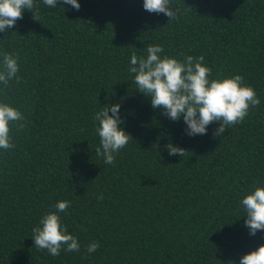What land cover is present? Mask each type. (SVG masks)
I'll return each instance as SVG.
<instances>
[{
	"label": "trees",
	"instance_id": "obj_1",
	"mask_svg": "<svg viewBox=\"0 0 264 264\" xmlns=\"http://www.w3.org/2000/svg\"><path fill=\"white\" fill-rule=\"evenodd\" d=\"M78 3L36 0L34 15L0 33V64L18 53L20 77L0 84V102L25 117L23 130L12 126L15 147L0 149V264H239L264 245L240 203L264 187V0H171L170 21L143 0ZM152 44L181 61L203 56L210 80L242 76L259 106L221 137L218 123L189 137L128 71ZM115 104L133 140L105 164L95 115ZM169 143L187 153L169 156ZM63 200L80 251L53 257L32 229ZM92 242L100 247L89 254Z\"/></svg>",
	"mask_w": 264,
	"mask_h": 264
},
{
	"label": "clouds",
	"instance_id": "obj_2",
	"mask_svg": "<svg viewBox=\"0 0 264 264\" xmlns=\"http://www.w3.org/2000/svg\"><path fill=\"white\" fill-rule=\"evenodd\" d=\"M49 8L57 7L58 0H42ZM63 4L71 5L79 11L78 0H61ZM37 7L36 0H0V33L15 27L18 20L23 19L25 10L32 12ZM143 8L149 13L164 14L170 20L177 19L178 9H173L171 0H143ZM34 15V13L32 12ZM164 49L159 44L146 48V57L131 56L128 71L134 76V82L139 93L150 98L151 106L161 109L162 115L172 121L186 124L185 133L189 137L206 135L209 125L218 123L213 137H221L230 126L237 125L246 118L250 107H257L260 100L254 89L245 83L244 78L235 75L229 78L209 79L212 69L205 65L203 56H187L184 60L161 56ZM19 55L5 52L0 64V84L7 89L9 82L20 81ZM120 104L104 106L96 113L95 120L99 122L96 131L100 145L96 155L102 156L105 164H114L115 156L133 138L121 125L124 121L120 116ZM111 112V115H109ZM12 126L17 130L25 128V117L18 108L0 102V149L9 151L15 147L13 143ZM169 156L183 157L187 151L179 146L167 144ZM99 200L103 199L101 195ZM241 206L246 213L245 226L251 236L258 231H264V187H256L241 200ZM71 202L63 200L54 207L55 211L44 215L39 225L32 229L34 246L37 250H47L56 257L61 251L79 252L78 239L69 234L67 226L62 223L60 213L67 212ZM99 242L87 246V253L99 249ZM228 264H235L229 261ZM239 264H264V245L242 256Z\"/></svg>",
	"mask_w": 264,
	"mask_h": 264
}]
</instances>
